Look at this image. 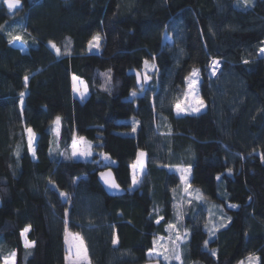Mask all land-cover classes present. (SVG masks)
Segmentation results:
<instances>
[{
  "label": "trees",
  "instance_id": "obj_1",
  "mask_svg": "<svg viewBox=\"0 0 264 264\" xmlns=\"http://www.w3.org/2000/svg\"><path fill=\"white\" fill-rule=\"evenodd\" d=\"M21 2L14 12L0 3V264L12 253L15 264H67V232L83 239L88 264H148L178 222L181 264H264V0ZM94 36L99 54L89 53ZM195 69L207 110L178 115ZM57 117L66 158L55 159ZM81 137L91 162L71 155ZM141 152L147 174L131 193ZM102 155L125 196L105 193ZM186 176L197 195L188 201ZM202 214L211 221L198 226Z\"/></svg>",
  "mask_w": 264,
  "mask_h": 264
},
{
  "label": "rangeland",
  "instance_id": "obj_2",
  "mask_svg": "<svg viewBox=\"0 0 264 264\" xmlns=\"http://www.w3.org/2000/svg\"><path fill=\"white\" fill-rule=\"evenodd\" d=\"M3 1L4 0H0V3ZM99 37H100V40H99L98 46L96 45L95 41H92L91 47L89 46V53L90 54H99L101 52V43L103 40H102L101 36H99ZM164 40L169 41V38L167 36H165ZM263 55H264V53H263ZM195 71L197 72V74L193 75V72H194V70H193V72L191 73V75L187 79L186 95H185L184 100L180 104L181 110L178 111L176 108L178 115H196V114H201L207 110L206 104L204 102H203V104H199L196 102L197 100H202V99L200 96V85H201L200 69H195ZM190 79L194 82L192 88L189 87ZM147 81H149V80H147ZM81 85H82V89H81ZM84 87H85L84 82L79 80V79H76L73 82V90H74L75 98H77L79 100H86L88 98V90H86V92H85ZM81 93H84V95L81 96ZM60 129H61V119H59L58 123L56 121L52 127L53 139L51 142L50 153L52 154V156L55 159L59 158V156H61L60 155L61 153L64 154L61 151V148L59 145V143H60ZM36 138H37V136L34 133V137L32 139V143H31V152H32V155L34 156V158H35V141H36ZM75 142L77 143L78 148H80V149L87 148L88 151L90 152V155L73 156L72 155L73 149L71 147L72 157L78 161L91 162L93 157L96 154L93 143H91L90 141H87L85 139H84L85 143H81L80 139H76ZM72 145H73V143H72ZM105 157H108V156H106V155H102V157L100 156L99 159L101 161V165H99V168L105 169L108 167H113V166L115 167L116 163L113 160H111L109 157H108V159H106ZM64 158H66V155ZM138 161H139V163H138ZM145 161H146V155L144 154V156L141 157L139 154L136 162L134 163V164H137V167L135 169H133V167L131 166L132 187L129 189V192H131V193L138 190L144 184V180H145V177L147 174ZM141 164H142V167H141ZM134 175H135V182L133 180ZM183 187H184L183 188V197L185 198L186 201H188L190 198L194 199L197 197V195L195 194L196 191L193 189H190V187L188 186L187 176L184 179ZM181 200L184 201L183 199H181ZM178 216L180 217L179 213H178ZM205 221L209 222V221H211V218L207 214H202V216L199 219V222H197V225L199 226V223L202 224V222H205ZM183 229H184L183 224L178 222V224H176L174 226L173 233L169 237H161L158 240L155 249L147 254L148 259H150L154 262H157V263H159V261H161L163 264H181L182 263V246L185 242V236L187 235V233ZM29 231L30 230L28 229L27 231H25L23 233V240H24L25 244H26V242L29 243L27 240V235H28ZM70 234L71 233L67 232L66 238H65V245H66V250H67V255H66V263L67 264H69V257L74 259L75 255H76V248L75 247H71V250H70V245H73L76 243L75 241H73L71 239ZM66 239H67V242H66ZM84 246H85V243H84ZM85 248H86V246H85ZM86 250H87V248H86ZM173 250H175V253H177L179 255V257H180L179 260L174 258ZM165 256H168L167 260L164 258ZM87 257H88V252H87ZM88 262H89V260H88ZM244 264H248V261L245 262Z\"/></svg>",
  "mask_w": 264,
  "mask_h": 264
},
{
  "label": "snow or ice",
  "instance_id": "obj_3",
  "mask_svg": "<svg viewBox=\"0 0 264 264\" xmlns=\"http://www.w3.org/2000/svg\"><path fill=\"white\" fill-rule=\"evenodd\" d=\"M4 2L7 4V7L11 10V9L17 8L20 5L21 0H4ZM249 2H250V0H243V3H244L245 6H247L249 4ZM9 37H10L9 43H13L15 41L22 40V37L20 35H17V34L9 33ZM99 40H100L99 36H94L93 37V41L96 42L97 46H98ZM91 46H92V44L90 43V47ZM52 48L56 49V46L54 44H52ZM59 51H60L59 49H56L57 54H59ZM260 52L264 53V48H261ZM244 62L247 63L248 61H244ZM214 63H216V62H214ZM145 65L147 66V61H145ZM196 74H197V72L194 70L193 75H196ZM147 78L148 77L145 76V79H147ZM76 79H77L76 77H73L74 81ZM25 81H27V77H25ZM193 84H194V82L190 79L189 87L192 88ZM86 90H87V86H85V92H86ZM23 95L24 94L21 93V100H23ZM83 95H84V93H81V96H83ZM132 95L135 96L136 93L133 92ZM196 102L199 103V104H203L202 100H197ZM176 108H177L178 111L181 110L180 109V102H177ZM58 122H59V117H57V123ZM133 131H135V128L133 129ZM27 132H28V136H29V148L31 150V143H32V139L34 137V133L32 132V130L30 128L27 129ZM80 142L81 143H85L83 137L80 138ZM72 149H73V151H72V155L73 156L90 155V152L88 151L87 148H85V149L78 148L77 143L75 141L73 142ZM140 156L143 157L144 153L141 152ZM105 158L108 159V157H105ZM138 163H139V161H138ZM132 167H133V169H135L137 167V164H133ZM141 167H142V164H141ZM133 180L135 182V175L133 176ZM111 186L112 187H118V185H115L114 183L111 184ZM61 195H64V194L61 193ZM230 206L231 207H235V205H230ZM157 223H159V221H157ZM169 227L171 228V227H173V225H169ZM27 230L28 229H25V231H27ZM70 235H71V239L76 242L75 244L70 245V250H71V247H75L76 248V255H75L74 259L69 257V264H88L87 250H86V248L84 246L83 239L78 234H70ZM66 242H67V239H66ZM205 243L207 244V242H205ZM25 246L26 247H31L33 245L26 242ZM213 255H215L214 251H213ZM173 256L177 260L180 259L179 255L177 253H175V250H173ZM164 258L167 260L168 256H165ZM247 261H248V264H260V258L259 257H255L253 255H249L247 257ZM4 264H15V253H12L9 258L5 259ZM240 264H244V262L241 261Z\"/></svg>",
  "mask_w": 264,
  "mask_h": 264
},
{
  "label": "water",
  "instance_id": "obj_4",
  "mask_svg": "<svg viewBox=\"0 0 264 264\" xmlns=\"http://www.w3.org/2000/svg\"><path fill=\"white\" fill-rule=\"evenodd\" d=\"M3 6L8 12H14V11H17V10L21 9L22 6H23V3L21 2L20 5L17 8L11 9V10L7 7V4L5 2L3 3ZM129 75L135 77L136 86H137V88L141 89L143 87V80H142L141 75L138 72H136V71H131L129 73ZM98 178H99V181H100L101 185L103 186V189H104L105 193L109 197H111V198H119V197H123V196H125L127 194L126 190L122 189L117 184L116 179H115L114 174H113L111 169H107L106 168V169H103L102 171H100L99 174H98ZM113 183L115 185H118V187H112L111 184H113ZM148 264H159V263L150 262Z\"/></svg>",
  "mask_w": 264,
  "mask_h": 264
},
{
  "label": "built area",
  "instance_id": "obj_5",
  "mask_svg": "<svg viewBox=\"0 0 264 264\" xmlns=\"http://www.w3.org/2000/svg\"><path fill=\"white\" fill-rule=\"evenodd\" d=\"M213 67L217 69V68L220 67V64L216 62V63H214V66Z\"/></svg>",
  "mask_w": 264,
  "mask_h": 264
},
{
  "label": "crops",
  "instance_id": "obj_6",
  "mask_svg": "<svg viewBox=\"0 0 264 264\" xmlns=\"http://www.w3.org/2000/svg\"><path fill=\"white\" fill-rule=\"evenodd\" d=\"M17 47H19L20 48V46L19 45H17ZM75 95V94H74ZM24 244H25V242H24ZM28 248H30V247H28Z\"/></svg>",
  "mask_w": 264,
  "mask_h": 264
}]
</instances>
